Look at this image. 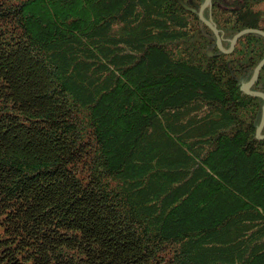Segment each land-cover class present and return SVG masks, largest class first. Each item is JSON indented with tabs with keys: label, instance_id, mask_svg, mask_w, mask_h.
<instances>
[{
	"label": "trees",
	"instance_id": "trees-1",
	"mask_svg": "<svg viewBox=\"0 0 264 264\" xmlns=\"http://www.w3.org/2000/svg\"><path fill=\"white\" fill-rule=\"evenodd\" d=\"M203 2L0 0V264H264V37Z\"/></svg>",
	"mask_w": 264,
	"mask_h": 264
},
{
	"label": "water",
	"instance_id": "water-1",
	"mask_svg": "<svg viewBox=\"0 0 264 264\" xmlns=\"http://www.w3.org/2000/svg\"><path fill=\"white\" fill-rule=\"evenodd\" d=\"M209 1L210 0H204L203 4L201 5V7L198 10L197 16H198L199 20L203 23V25H205L212 32V34L214 35L215 40H216V46H217V49H218V51L220 53L227 54V53L231 52V50L233 49V46H234L235 42L243 34H246V33H254V34H258V35L264 37V33L260 32V31H257V30H243V31L237 33L232 38V40L230 41L229 49L227 51L222 50L221 45H220V38H219V36L217 34V31L209 24V22L205 21L202 18V16H201L202 11L209 5ZM207 55L210 56L209 53H207ZM263 65H264V58L254 68L250 80L245 85H243L241 87V92L244 95L250 96V97L260 98L262 100V102H263L262 103V107H261V118H260L259 126L256 129V131H255V138L257 140H264V135H260L261 128L264 125V95L263 94H260V93L250 92L249 89H250L251 85L256 82L258 73H259L260 69L263 67Z\"/></svg>",
	"mask_w": 264,
	"mask_h": 264
}]
</instances>
